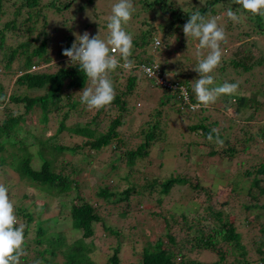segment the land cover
I'll return each instance as SVG.
<instances>
[{"label":"trees","instance_id":"1","mask_svg":"<svg viewBox=\"0 0 264 264\" xmlns=\"http://www.w3.org/2000/svg\"><path fill=\"white\" fill-rule=\"evenodd\" d=\"M73 1L0 0V23H2V26H0V63L2 62L7 69L11 66L16 67V79L14 82L16 88L14 91L7 94L0 85V176L5 178L4 186L8 188L9 193L12 191L13 186L16 185L14 184L11 171L18 174L20 180L32 188L31 192L33 194L31 196L34 195L36 190L43 191L51 197L55 195L69 196L68 194L72 190L76 189L78 192L81 186L79 180H76L72 175L75 173L78 175L81 171L83 172L84 167L73 166L70 174H64L65 171H56V167L60 164L63 166L62 169L69 168V163L65 161L66 158L64 156L66 147L55 142L54 138H40L37 133L29 135L24 128V123L27 119L32 122L33 118L36 117L37 108L41 111L40 123L48 124L51 118L55 117V119H58V132L67 130L81 138V144L72 147V151L87 147L100 152L113 142L115 143V148L118 149L123 142L119 128L125 123L123 118L128 111V101L123 97L129 96L135 87L137 74L134 71L120 69L121 76L124 73H129L127 75V91L115 95L111 104L98 109V116L96 115L90 121L84 123L81 121H77L74 124L69 123L73 115H77L80 119L81 115L85 114L86 106L80 102V98H75L74 94L84 89L89 83L79 66L71 65L69 58L62 54L63 49L71 48L73 43L76 42L72 31L74 30V21L69 17ZM96 1L88 0V5L93 4L96 6ZM138 1L144 12L151 11L152 13L151 17L138 23L140 24L137 27L138 34L136 38H133L135 47L143 48L144 53H142L145 58L144 56L141 57V55H131L130 60L139 62L153 60L145 53H147L149 45L153 44L154 35L157 36L156 33H162V39L166 38L168 40L171 34L170 31L175 35L178 32L176 26L180 25V23H186L192 13L199 11L201 14H207L210 12L213 16L215 13L224 12L225 15L223 17L221 15V17L227 18L228 22L232 24L233 21L227 17L226 12L229 8L233 10L239 8V5L234 4L233 0H206L200 7H188L185 10L174 9L175 7L171 0ZM136 4L135 0H133L134 8ZM51 14L60 17L59 19L62 21L59 23L65 28V35L61 40L62 46L55 55H50L48 51V45L52 42L50 40V30L48 29V26L50 27L48 16ZM135 14L133 13V17L137 18L138 14ZM157 18L161 20L156 25H153L152 22L157 21ZM235 23L239 30L238 38L254 34L264 37V17L241 13L239 22ZM10 37L19 38L20 41L23 38H26V40L17 43L16 47L12 45L6 46V40ZM243 46L247 47L246 44H243ZM251 47H254V43H251ZM55 57L60 61L63 60L59 63L62 66L55 72H48V70L41 72L40 67L50 63ZM250 61H252L251 58L245 55L244 59H236L232 63L235 69L249 72L253 66L263 64L264 59L258 60L253 65H248ZM16 63L17 66H14ZM33 67H39V69L34 71L32 70ZM168 68L167 65H164L163 69L168 72ZM181 83L188 84L187 81ZM112 84L114 89H116L117 83L116 85L115 83ZM22 87L25 88L26 92L18 93V89ZM31 91H37L41 94L32 96L29 93ZM189 91L192 101L196 103L191 87ZM230 96L234 97L237 102L238 109L236 112L244 115L251 108L253 99L243 95L241 89L237 88L236 92ZM19 107L22 108V111L19 110ZM115 108L119 115L110 120L105 129H102L100 125L104 122V119L100 117V113L106 112V110L113 111ZM201 110L206 109L202 107ZM205 121H207V117L204 118L203 123L192 127V130L200 131L201 135L206 139H208L209 133H212L213 141L202 143L209 150L206 156L222 162L229 160L231 163H235V172L241 170L243 172L240 176L237 173L232 174L234 179L228 180L225 184L222 183L219 187L220 190L217 189V186H215L217 188L214 187L217 194L224 198V202L222 203L223 208L219 210H216L211 203L207 205V211L216 222L212 229H201L199 228L200 223L190 224L185 219V225L188 230L193 231L192 240L187 241L191 245L188 251H197L199 253L202 250H209L219 258L218 261L204 264H228L229 255L236 252L241 253L235 256V263L253 264L247 260L248 254L240 228L258 227L261 235L259 237L256 236L254 241V244L257 245L255 252L258 256H261L260 262L264 264V222L260 220L262 216L264 217V159L260 163H254V154L248 153L254 147L259 146L255 138L260 137L264 140V125L256 132L248 130L246 126L244 129L242 128L245 137L240 138L236 134V136H228L230 140L227 141H224L222 131H229L231 128H222L218 132V136L223 143L218 144L215 142L217 133H213L212 130L219 123L208 124ZM157 126L158 123L152 126V130L146 134L145 143L125 153L127 169L129 168L128 170L136 178L138 175L133 169L137 168L143 172L150 171V165H144L143 160L151 156L153 144L157 140V136L154 133ZM23 131L28 135L21 134ZM168 154V157L182 162L181 158H177L171 148L162 150V155L165 158H167ZM245 157L247 158L244 159ZM91 158L92 155H88L83 162H90ZM137 163L138 166L135 167ZM120 165L123 168L121 163ZM112 167V169L119 170V166L114 163ZM165 170L167 169L163 171ZM177 172H179L178 169H175L174 173ZM162 177L160 179L159 177L155 178L156 184L159 185L158 182H160L158 191L154 190L155 185H150V189L154 190L153 192H156L157 195H168L175 186H182L186 183L185 177L182 176L166 178L164 173H162ZM164 178L165 180H163ZM132 193V188L118 193L106 187L100 188L98 195L105 204H118L128 202L133 196ZM137 195H142V192L138 191ZM226 195L228 196L226 197ZM211 196V194L208 195L209 198ZM235 196H242L244 202L240 203V211L237 212L236 216H231L224 211V208L229 207L230 198ZM29 198L30 196L25 193L21 201L24 202ZM78 200L80 203L72 205L71 213L65 219L72 224L71 232L73 234L78 232L77 234H81V237L75 239L68 246L65 234L51 231V228L58 223L57 217L53 219L39 218V212L44 210L43 207L36 211V215H34L31 207H27L25 204L16 206L15 214L17 219L26 218L28 223L33 222L35 225V234L32 237L33 231L30 234L28 225L24 228L23 249L27 254L21 256L20 264H29L30 260L38 262V264L39 261L40 264H43V262L45 264H97L91 256L94 253L96 244L87 243L86 239H90L95 235L94 224L101 222L102 219L91 200H86L80 196ZM155 200L157 203H161L162 197L159 196ZM64 206H66V203L62 202L60 208ZM123 214L125 215L126 213L124 212ZM34 216H37L38 219L35 220ZM63 226L61 225V227ZM106 230L119 238L121 237L120 233L115 229L106 228ZM165 236L168 239L167 241L161 237L156 242H149L142 249L139 254L140 264H198L195 260L186 257L185 249L188 244L185 241L178 244L177 238L170 230H166ZM219 244H224L222 248L225 250L219 248ZM112 250L113 253L106 258L107 264H120L121 244L112 247ZM232 250L234 251L231 252ZM31 254L32 258L30 257ZM60 254L65 258L62 262L56 261Z\"/></svg>","mask_w":264,"mask_h":264},{"label":"rangeland","instance_id":"2","mask_svg":"<svg viewBox=\"0 0 264 264\" xmlns=\"http://www.w3.org/2000/svg\"><path fill=\"white\" fill-rule=\"evenodd\" d=\"M171 1L175 7L174 9L179 8L180 10H185L188 7H200L206 2V0ZM116 2L117 0H97L96 6H94L93 4L88 5V0H74L72 2L73 7L69 12V17L74 21V30H72L74 37L76 38L77 35H83V33L88 32L90 37L100 34L101 39H106L109 34L107 29L108 17L112 14L111 9ZM135 2L137 4L134 13L138 14V16L134 18L132 15V19L124 26L125 30L133 38H136L138 34L137 27L140 26L138 23L152 16L151 11H143L138 0H135ZM221 15L223 17L225 13L221 12L213 15L218 18V26L224 30L226 36V39L220 44L222 52L221 63L212 73L214 77L213 86L223 85L224 83L238 84L242 94L253 99L251 108L244 115L236 112L238 109L237 102L230 95L220 96L214 104H211L203 111L200 110L190 114L178 112L176 100L171 95L167 94L163 89L160 90L153 87L148 79L137 75L134 89L129 96L123 97L128 101V111L124 114L125 123L119 128L123 139L120 148L116 149L113 142L107 148L97 152L87 147L72 151V147L81 144V138L67 130L58 132V119H55V117L51 118L48 124L40 123L41 111L37 108L36 117L33 118L32 122L27 119L24 123V128L29 135L37 133L40 138H54L55 142L66 147L64 156L66 158L65 161L69 163V168L62 169L63 166L60 164L56 167V171H65L64 174H70L73 166L84 167L83 172L81 171L78 175L76 173L72 175L76 180H79L81 186L78 192L74 189L68 194L69 196L55 195L51 197L43 191L37 190L31 196L33 194L31 192L32 188L21 181L18 174L10 170L14 184H16L9 193L14 209H16V206L25 204L27 207H31V211H34V215H36V211L43 207L44 210L39 212V218L53 219L57 217L58 223L51 228V231L65 234L68 246L75 239L81 237V234H77L78 232L73 234L71 232L72 224L65 217L71 213L72 205L80 203L78 200L79 196L86 200H91L102 219L101 222L94 224L95 235L90 239H86L87 243L96 244L94 253L91 256L97 264H107V256L113 253L112 247H116L118 244H121L120 264H140L139 254L149 242H156L161 237L165 241L168 240L165 236L166 230H170L177 238L178 244L184 241L187 243L188 240H192L193 231L188 230L185 225V219L190 224L200 223L199 228L201 229H212L216 222L207 211V205L211 203L216 210H219L223 208L222 203L224 202V198L217 194L214 187L217 186L218 188H215L219 189L222 183L225 184L228 180L234 179L232 174L237 173L240 176L243 170L235 172V163H231L229 160L222 162L206 156L209 150L202 143L209 140L203 137L200 131L192 130V127L203 123L204 118L207 117L206 123H219L213 127L218 132L222 128H231L229 131H222L224 141H227L230 140L228 136L232 137L233 135L236 136V134L240 138L245 137L242 128L244 129L246 126L248 130L256 132L264 125V62L261 65L253 66L249 72L235 69L232 63L236 59H244L245 55L252 60L248 65H253L258 60L264 59V37L254 34L238 38L239 30L235 26L236 23L232 22L230 24L228 19L222 18ZM48 18L50 23L48 29L50 30V40L52 41L48 45V51L50 55H55L62 46L61 40L65 35V28L59 23L62 21L59 19L60 17L55 14L49 15ZM160 20V18H157V21L152 22V24L156 25ZM184 24L180 23V25L176 26L178 32L175 35L170 31L171 34L168 40L166 38L162 39V33V35L156 33L157 36L161 37L162 44L156 50L153 48V44H150L145 54L153 59L151 61H157L163 68L164 65H167L170 68H168L169 71L167 73L174 81H187L192 89L193 81L199 78V74L194 70L198 66L199 61L207 55L208 50L199 49L198 40L193 39L189 44L187 43V38L183 33ZM0 26H2V23H0ZM178 26L179 28H177ZM23 40H26V38L21 41ZM21 41L19 38L10 37L7 38L5 45L16 47L17 43ZM251 43H254V47H251ZM243 44H246L249 49ZM243 50H245L244 53ZM131 51L132 55H141V57L144 56L145 58L143 48H136L133 44ZM198 53H203V55H198ZM62 61L56 59V57L53 58L50 63L40 67L41 72L47 70L48 72H55L62 66L59 65ZM14 66H17V63ZM38 69L39 67L32 68L34 71ZM15 71L16 67L11 66L7 69L2 62L0 63V85L7 94H10L16 88L14 84L16 79ZM120 71V68H116L108 73V78L112 83H115V85L117 83V88L114 89V96L127 91V75L129 73H124L121 76ZM88 86H90V82L86 87ZM82 90L77 91L74 97L79 99L80 96L77 93ZM24 92H26L25 88L18 89V93ZM29 93L32 96L41 94L37 91ZM19 110L22 111V108L19 107ZM84 113L80 119L77 115H73L69 123L74 124L77 121L84 123L99 115L97 114L98 109H87ZM118 115L119 112H117L116 108L113 111L106 110V112H101L100 117L104 119V122L101 123L100 127L105 129L109 121ZM157 123L158 126L154 130L157 140L153 144L151 156L143 160L144 165H150V171L143 172L137 168L133 169L138 175L136 178L128 170L129 168L127 169L125 153L145 143L146 134ZM27 133L23 131L21 134L28 135ZM255 141H258L259 146L254 147L248 153L254 154V163H260L264 159V140L257 137ZM168 148H171L176 157L181 158L182 162L168 157L169 154L165 158L164 154L162 155V150H167ZM187 149L189 150L187 151ZM88 155H92L91 161L83 162ZM112 162L119 166V170L112 169ZM120 163L123 168H121ZM137 166L138 163L135 167ZM164 169L167 170L163 171ZM175 169H178L179 172L174 173ZM162 173H164L166 178L185 177L186 183L182 186H175L168 195H157L153 191L159 190L160 182H158L159 185L156 184L155 178H163ZM4 182L5 178L0 176V184L4 185ZM152 184L155 185L153 191L150 189ZM106 187L118 193L132 188L133 196L128 202L105 204L98 193L100 188ZM138 191H141L142 195H137ZM25 193L30 198L22 202V196ZM209 194L212 195L211 198L208 197ZM159 196L162 197L161 203H157L155 200ZM62 202H65L66 206L60 208ZM241 202H244L242 196L231 197L230 205L228 208L225 207L224 211L231 216H236L237 212L240 211ZM124 212L126 213L125 215L123 214ZM34 219L36 220L38 217L34 216ZM17 220L18 226L23 225L25 228L28 225L30 234L33 231L31 237L34 236L35 225L33 222L28 223L26 218ZM260 220L264 222V217L262 216ZM61 225L64 226L61 227ZM106 228L117 230L121 237L111 234ZM240 231L243 234V242L248 254L247 260L253 264H262L260 262L261 256H258L255 252L257 245L254 244L256 236L259 237L261 235L258 227H241ZM187 244L188 246L185 249L186 257L195 260L198 264L218 261V256L209 250H202L199 253L197 251L189 252L191 245ZM223 246L224 244H219V248L225 250L222 248ZM240 253H231L227 259L228 264H237L235 263V256ZM30 257L32 258V254ZM64 260L65 258L61 254L56 258V261L59 262ZM29 264H38V262L30 260Z\"/></svg>","mask_w":264,"mask_h":264},{"label":"clouds","instance_id":"3","mask_svg":"<svg viewBox=\"0 0 264 264\" xmlns=\"http://www.w3.org/2000/svg\"><path fill=\"white\" fill-rule=\"evenodd\" d=\"M233 3L239 5V8L236 10L229 8L226 15L234 23L239 22L241 13L264 17V0H233ZM111 11L112 14L108 17L107 23L109 34L106 39H101L100 34L90 37L89 33L85 32L83 35H77L76 42L73 43L71 48H65L62 51V54L69 58L70 64L78 65L87 77V81L90 82V86L84 87L81 92L77 93L80 96V102L88 110L101 109L112 103L114 87L112 81L108 78L109 72L114 71L117 67L133 72L134 70L131 69H133L134 63L139 62L130 60L133 37L124 28L132 19L135 11L133 0H117ZM217 19L210 12L201 14L196 11L190 15L189 20L183 25V33L187 38V43L189 44L191 40L195 39L199 42V49L208 50L207 55L199 61L194 70L199 74V78L193 81L192 87L196 103L192 101L189 91L190 100L193 103L190 104L192 111L181 110L178 100L172 92L155 86L149 80L153 87L163 89L176 100L178 112L188 114L200 111L202 107L207 108L214 104L220 96L234 94L238 88V84L235 83L213 86L214 77L212 73L220 65L222 58L220 44L226 39L225 32L218 26ZM153 40V48L156 50L162 44V39L160 36L154 35ZM198 55H203V53H198ZM161 68L165 75L173 80L162 66ZM143 71L149 76L156 73H153L151 67H143ZM135 73L146 78L139 72ZM186 85L189 89V84ZM179 91L184 94L187 102L186 90L181 87ZM212 132L217 133L215 142L222 144L223 141L219 139L218 130L213 129ZM208 140L213 141L212 133H209ZM17 225L18 220L14 204L9 198L8 188L0 184V264H20L21 256L27 254L23 249L24 226Z\"/></svg>","mask_w":264,"mask_h":264},{"label":"built area","instance_id":"4","mask_svg":"<svg viewBox=\"0 0 264 264\" xmlns=\"http://www.w3.org/2000/svg\"><path fill=\"white\" fill-rule=\"evenodd\" d=\"M143 67H151L153 73L155 75L149 76L145 71H143ZM34 68V67H33ZM135 72H139L143 74L148 80H150L155 86L161 87L163 89H168L172 92L178 100L179 108L183 111H188L190 109V104H193L190 100V94L188 86L185 83H181L180 81H173L169 79L165 73L163 72L161 66L157 62H137L134 63L133 69ZM130 71V70H129ZM183 87L186 90V94L188 100L186 102L184 98V94H182L179 89ZM192 111V110H191Z\"/></svg>","mask_w":264,"mask_h":264},{"label":"crops","instance_id":"5","mask_svg":"<svg viewBox=\"0 0 264 264\" xmlns=\"http://www.w3.org/2000/svg\"><path fill=\"white\" fill-rule=\"evenodd\" d=\"M143 77V76H142Z\"/></svg>","mask_w":264,"mask_h":264}]
</instances>
